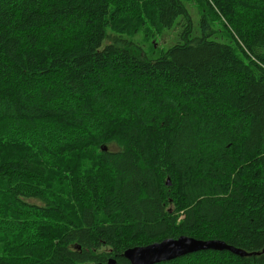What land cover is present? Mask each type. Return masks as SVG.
<instances>
[{
  "label": "trees",
  "instance_id": "trees-1",
  "mask_svg": "<svg viewBox=\"0 0 264 264\" xmlns=\"http://www.w3.org/2000/svg\"><path fill=\"white\" fill-rule=\"evenodd\" d=\"M181 236L264 264V0H0V264Z\"/></svg>",
  "mask_w": 264,
  "mask_h": 264
},
{
  "label": "water",
  "instance_id": "water-1",
  "mask_svg": "<svg viewBox=\"0 0 264 264\" xmlns=\"http://www.w3.org/2000/svg\"><path fill=\"white\" fill-rule=\"evenodd\" d=\"M201 251H230L235 253L221 241H203L181 236L178 239H164L145 247L129 249L125 252V258L129 264H159ZM107 264H115V261L109 259Z\"/></svg>",
  "mask_w": 264,
  "mask_h": 264
},
{
  "label": "rangeland",
  "instance_id": "rangeland-1",
  "mask_svg": "<svg viewBox=\"0 0 264 264\" xmlns=\"http://www.w3.org/2000/svg\"><path fill=\"white\" fill-rule=\"evenodd\" d=\"M145 34L143 33H139L136 37V40L141 44L143 45L144 49L147 50L150 43L152 42H156L157 45H159L160 47L162 48H165L168 44H169V41L171 40V36L173 35V33L170 31H162L160 34H148L146 38L144 36ZM164 36V38L162 37ZM124 38H126L124 35H123Z\"/></svg>",
  "mask_w": 264,
  "mask_h": 264
},
{
  "label": "bare ground",
  "instance_id": "bare-ground-1",
  "mask_svg": "<svg viewBox=\"0 0 264 264\" xmlns=\"http://www.w3.org/2000/svg\"><path fill=\"white\" fill-rule=\"evenodd\" d=\"M211 241V240H210Z\"/></svg>",
  "mask_w": 264,
  "mask_h": 264
}]
</instances>
